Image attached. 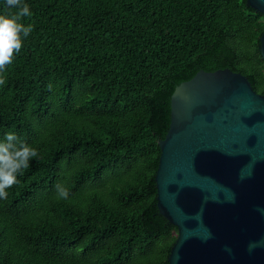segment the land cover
I'll return each mask as SVG.
<instances>
[{"label": "trees", "instance_id": "1", "mask_svg": "<svg viewBox=\"0 0 264 264\" xmlns=\"http://www.w3.org/2000/svg\"><path fill=\"white\" fill-rule=\"evenodd\" d=\"M21 2L32 32L0 72V140L38 154L0 198V264H168L177 228L154 179L171 94L228 68L264 95V14L247 0Z\"/></svg>", "mask_w": 264, "mask_h": 264}, {"label": "water", "instance_id": "2", "mask_svg": "<svg viewBox=\"0 0 264 264\" xmlns=\"http://www.w3.org/2000/svg\"><path fill=\"white\" fill-rule=\"evenodd\" d=\"M247 5L264 14V0ZM158 146L168 264H264V95L241 73L199 70L174 88Z\"/></svg>", "mask_w": 264, "mask_h": 264}, {"label": "clouds", "instance_id": "3", "mask_svg": "<svg viewBox=\"0 0 264 264\" xmlns=\"http://www.w3.org/2000/svg\"><path fill=\"white\" fill-rule=\"evenodd\" d=\"M8 9H18L14 14H0V72L6 65L11 64L13 56L18 53L23 39L32 32V25L20 22L23 17H31L32 12L21 0H4ZM0 83H3L0 80ZM36 149L20 142L15 133L9 132L0 140V198L7 196L6 189L17 183V176L22 169L29 166L31 158L37 156ZM62 198L68 197V191L58 187Z\"/></svg>", "mask_w": 264, "mask_h": 264}]
</instances>
